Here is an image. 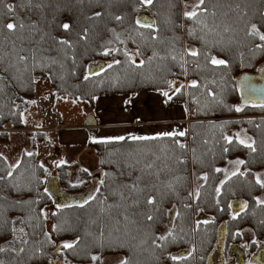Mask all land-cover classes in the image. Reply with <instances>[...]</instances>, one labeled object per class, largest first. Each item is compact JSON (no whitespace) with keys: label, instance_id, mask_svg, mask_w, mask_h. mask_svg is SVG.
<instances>
[{"label":"trees","instance_id":"trees-1","mask_svg":"<svg viewBox=\"0 0 264 264\" xmlns=\"http://www.w3.org/2000/svg\"><path fill=\"white\" fill-rule=\"evenodd\" d=\"M188 1L0 3V141L24 128L38 80L87 112L99 96L161 91L167 101L187 103L191 120L183 136L93 142L100 174L82 171L77 186L66 165L52 176L36 154H23L12 170L0 156V264H53L58 247L56 261L64 264H102L110 254L128 264H195L202 254L197 264H207L223 243L225 251L264 249V204L256 200L264 189L256 182L264 170V105L242 106L239 84L264 64V41L250 35L253 24L264 34V0H205L193 18L183 12ZM143 8L152 25L137 22ZM8 23L16 29L9 31ZM183 43L198 55L186 54ZM129 50L138 53L136 63ZM213 57L225 63L212 64ZM102 62L105 68L89 75V66ZM188 148L190 168L183 162ZM236 158L243 161L240 171L221 183L223 167ZM52 177L67 195H93L82 204L60 205L46 190ZM238 200L247 208L234 215L231 205ZM48 206L55 209L50 233L43 212ZM222 228L227 233L218 245ZM161 235L167 239H157Z\"/></svg>","mask_w":264,"mask_h":264},{"label":"crops","instance_id":"crops-1","mask_svg":"<svg viewBox=\"0 0 264 264\" xmlns=\"http://www.w3.org/2000/svg\"><path fill=\"white\" fill-rule=\"evenodd\" d=\"M48 85L42 83L40 89H37V96L30 100L26 105V111L23 113V119H29L32 129L28 128L24 119V129L31 132L42 131L38 139H45L48 135L45 131L49 130L54 133L53 139L57 148L55 157L58 165H66L69 167L70 172L75 171V161H81L83 154L88 155L94 160V153L92 152V143L118 141L120 137H161L170 136L164 135L165 133H173L179 135L180 132H187L189 119V112L187 111V103L184 104L165 100V94L161 91L155 90L154 92H144L135 94L141 101H147V104H142L136 112L138 118H133V112L128 113L123 108L126 107V101L121 105L117 99H126L129 95H112V96H99L94 99V108L90 111H85L82 116V122L76 125L66 126H47L42 123L35 124L36 122L31 119L35 118L36 113L40 110L48 108V101L50 102L51 94ZM134 96V95H131ZM52 106V105H51ZM95 116L97 122L92 127H85L84 123L88 115ZM36 120V118H35ZM184 123V124H183ZM187 124V125H186ZM171 135V136H173ZM60 145L63 147L60 148ZM72 151H68V150ZM64 151V152H62ZM81 159V160H80ZM90 172H94L95 165ZM78 170V169H77ZM82 170V169H81ZM83 171H88L85 169ZM81 172V171H80ZM72 175V172H71Z\"/></svg>","mask_w":264,"mask_h":264},{"label":"rangeland","instance_id":"rangeland-1","mask_svg":"<svg viewBox=\"0 0 264 264\" xmlns=\"http://www.w3.org/2000/svg\"><path fill=\"white\" fill-rule=\"evenodd\" d=\"M145 1V0H144ZM199 4V0H189L188 2H184L182 3V8H183V12L184 15L187 12H192L195 11V9H197V5ZM182 21H183V30L187 27V23L186 21H184L183 15H182ZM183 47H184V51H186V54L192 50H189L190 48L187 47L186 44L183 43ZM127 52V51H126ZM127 55H129V58L132 62L136 63L138 61V53L136 51H128ZM184 58H185V54H184ZM186 62V61H185ZM264 69V64L260 67V70ZM185 73V72H184ZM187 73H185L186 75ZM187 77H185L184 80H182L181 82L183 83V86L188 87L187 86ZM180 82V83H181ZM42 83H44V85H49L47 81H40L38 80L37 82V89H40ZM179 83L177 81H174L172 87H173V92H177L178 87H179ZM50 92H52V89H49ZM170 94V93H169ZM51 98H50V102L48 101V105H51L44 109V110H40L39 113H36V120L35 118H33L31 116V119H33L36 123L35 124H40L42 123L45 127L47 126H57V127H61V126H66V125H76L81 123L82 121V116L81 114H83V112H85V108L83 107L82 104H80L79 102H75L73 100H63L60 99L58 96H56L54 93L51 94ZM121 105L124 103V101H126V107L123 108L125 111H128V113H134L135 115H133V118H138V115L136 114L137 110L139 108H141L142 104H147L148 102L145 101L143 99V101H141L139 99L138 96L134 95L131 96L129 95L128 98L126 99H117ZM25 123L27 124L26 126L30 129L33 128V126L28 125L31 123V121H29V119L25 118ZM190 118L187 119V123L189 125L190 123ZM184 124V123H183ZM187 125V124H186ZM189 128V127H188ZM24 129V128H23ZM23 129L20 130H14L13 133H10V139L8 141H0V156L3 157V159H5L7 161V165L9 170H12L13 168H15V166L17 164L20 163L21 161V157L23 154L28 155L29 154H36L37 157H39L40 161H42L43 166L50 170L51 175L53 176L55 174V167H57V161H56V157L55 155L57 154V151L59 150L57 148L58 144H55V141L53 139L54 133L52 134L51 131H45V133L48 135L45 139H38V136L40 135V133L42 131L37 130V132H31L29 130L25 131ZM178 135V133H177ZM63 146L60 145V148H62ZM68 150V149H67ZM68 151H72V150H68ZM187 151L189 152L187 155L188 157H192V151L188 148ZM64 152V151H62ZM94 153V151H92ZM94 160H92L88 155L83 154V158L81 161H75L74 164L77 167V169H75V171H71L72 175L69 176V182L73 185V186H77V184H80L82 181L81 178V174L82 171L85 169H88V171L92 170L94 165H95V170L94 172H88L91 176H96L97 174L99 175L101 170H99V165H98V158L96 157V155H94ZM188 164L189 168L191 166L190 162L186 163ZM241 165L242 163H240L239 159H235V160H231L229 161V164L227 166L223 167L222 170V179H221V183H223L224 181H227L229 178L233 177L234 174H237V172L240 171L241 169ZM59 166V165H58ZM82 169V170H81ZM81 171V172H80ZM195 178V184L193 185V192L195 194V196H198V186H197V181H196V177L193 176ZM257 178H260V180L262 182H264V170L262 172L257 173ZM195 197V198H196ZM257 203L258 201H264V189L261 193V195H259L257 198ZM261 204V203H258ZM54 206H48V207H43V212H44V217H45V222H47L46 226V230L48 231V233H50L52 231V228H54V223L51 221V217L54 214L55 209L53 208ZM251 233L250 232H246V234L244 235L246 240L251 241ZM197 248L194 247L193 250H196ZM191 250V251H193ZM242 250L246 253L247 256L246 259L249 260L250 258V253H248L246 251V248L242 247ZM214 260L215 262L219 261V254L218 251L216 253H214ZM202 255V254H201ZM201 255H196L197 259H201L200 256ZM204 257V256H203ZM204 259V258H203ZM124 260V258L120 255H107L103 258V262L102 264H121V262ZM199 260H196L195 264H197V262ZM251 260V258H250ZM57 264H64L63 262H61L60 260H58ZM247 264H249V262H247Z\"/></svg>","mask_w":264,"mask_h":264},{"label":"water","instance_id":"water-1","mask_svg":"<svg viewBox=\"0 0 264 264\" xmlns=\"http://www.w3.org/2000/svg\"><path fill=\"white\" fill-rule=\"evenodd\" d=\"M146 1V0H145ZM145 17V18H144ZM148 16L146 15H139V17L137 18V22L138 23H142V25H149L146 24L144 22H148ZM105 64L102 63H98L96 65H90L89 66V75H93L96 74L100 71H102L103 68H105ZM240 84V93H241V97L243 99L242 101V106H246L248 105H264V69H259L258 73L255 75H248L246 74V76H244L243 78L240 79L239 81ZM96 118L95 116L88 115L84 126L85 127H92L96 125ZM48 187H47V192L55 199L57 200V203L60 205H64V206H71V205H75V204H82V202L87 201L89 198H91V196L93 195V190H89L86 193L79 195V196H72V195H67L66 193H64L57 180L56 177H52L48 180ZM246 205V206H245ZM247 208V203L244 201H236L234 203H232L231 205V211L232 214L237 215L238 213L244 211V209ZM226 230L225 228H222L219 232V236H218V245L220 244L221 241H223L225 239V235H226ZM234 249L236 248H231L230 252H232ZM58 251H60V247H58L56 254H58ZM264 251V250H262ZM242 255V261H240L238 264H244V260H245V255L244 253L240 250L239 251ZM56 254L53 258V264H57L56 261ZM221 254H222V250H221ZM223 254H222V259H223ZM261 254L258 253L255 257L253 256V258L250 260V262L253 263V261L255 262V259L260 258ZM207 264H210L209 262ZM220 264H223L222 262Z\"/></svg>","mask_w":264,"mask_h":264},{"label":"snow or ice","instance_id":"snow-or-ice-1","mask_svg":"<svg viewBox=\"0 0 264 264\" xmlns=\"http://www.w3.org/2000/svg\"><path fill=\"white\" fill-rule=\"evenodd\" d=\"M3 2H4V0H0V3H3ZM146 2L149 3V4H151V3H152V0H146ZM204 3H205V0H199V4L197 5V7H199L200 5H203ZM7 7H8V11H9V12L13 11V6H12V5H8ZM185 15H186L188 18H193V17H195V16L197 15V13H196L195 11H192V12H187V13H185ZM117 19H120V17H117ZM16 27H17V25L14 24V23H8V24H6V28H7L9 31H14V30L16 29ZM20 27L22 28L23 25L21 24ZM69 27H70L69 24H64V25H63V28H64L65 30H68ZM250 35H256V36L259 37V39H260L261 41H264V34H261L260 31H259V29L257 28V26L254 25V24L252 25V31H251ZM60 43H61V44H64V43H67V42H66V41H60ZM190 55H192V56H196V55H198V53H197L196 51H191V52H190ZM19 59H20L21 61H24V60H25V57H24V56H20ZM211 63H212V64H216V65H223V64L225 63V61H224V60H218V59H216L215 57H213V58L211 59ZM193 86H194V85H193ZM165 95H167V93H165ZM240 110H241L240 108H237V109H236V111H240ZM164 135H173V133H165ZM179 135L183 136L184 133H183V132H180ZM119 139H123V137H120ZM132 139H133V140H146V139H156V137H135V136H134V137H132ZM226 139H227V138H226ZM229 143H231V141H229ZM241 143H244V141H241ZM246 146L249 147V148H251L252 151H255V150H256V149L253 147L252 144H247ZM180 147L183 148V147H185V146H184L183 144H181ZM240 163H243V161H240ZM233 174L235 175V173H233ZM256 182H257L258 184H260L261 187H264V182H262V181L260 180V178H257V181H256ZM100 183L103 184L104 181H100ZM217 191H219V189H218ZM146 203L149 204V205H154V204H155V199H154L153 197H148V198L146 199ZM258 203L264 204V201H258ZM245 206H246V205H245ZM146 219L149 220V221H151V220H153V216L149 214V215H147ZM171 234H172V233L169 232V233H168V236H170ZM157 239H159V240H166V239H167V236H165V235H161V236L157 237ZM63 247H64V248H72V247H73V244H71V243H66V244L63 245ZM0 251H2V249H0ZM93 259L95 260V259H98V258H97V257H93ZM172 259H177V258H176V257H172ZM121 264H128V262H127V261H122Z\"/></svg>","mask_w":264,"mask_h":264},{"label":"flooded vegetation","instance_id":"flooded-vegetation-1","mask_svg":"<svg viewBox=\"0 0 264 264\" xmlns=\"http://www.w3.org/2000/svg\"><path fill=\"white\" fill-rule=\"evenodd\" d=\"M143 11H141V15H146V16H148L147 18H148V22H144V23H146V24H149V25H152V22H151V19H150V14L146 11V10H144V8L142 9ZM145 18V17H144ZM145 26H148V25H145ZM231 248H236V249H234L232 252H230V249ZM225 249V244L223 243L221 246H220V248H219V251H218V254H219V259L221 258V261H217V262H215V260H214V253H216V251H214V255L211 257V259H210V261L209 262H212L213 260V264H220L221 262L223 263V264H226L227 263V261H229L228 263L229 264H238L240 261H242L243 259H242V255H241V253L239 252L240 250L244 253V255L245 256H247L246 255V253L242 250V247L240 246V247H238V246H231V247H229V248H227V250L225 251L224 250ZM221 250H222V254L224 255L223 256V259H222V254H221ZM262 250H264V249H261V248H258L257 250H255V251H253V253L252 252H249L248 251V248H246V251L248 252V253H250V258L252 259L253 258V256L255 257L258 253H260L261 254V257L260 258H257V259H255V262L253 261V263L252 262H250V258H249V260L248 259H246V257H245V262H244V264H247V262H249V264H264V251H262ZM228 258H231L230 260H228ZM238 262V263H237ZM210 264H212V263H210Z\"/></svg>","mask_w":264,"mask_h":264},{"label":"built area","instance_id":"built-area-1","mask_svg":"<svg viewBox=\"0 0 264 264\" xmlns=\"http://www.w3.org/2000/svg\"><path fill=\"white\" fill-rule=\"evenodd\" d=\"M190 158H191V157H188V158L185 157V158L183 159V162H185V163L190 162ZM192 200H193V198H192ZM187 205H188V204H187ZM188 206H191V207L193 208V207H194V203L191 202V204L188 205ZM200 258L203 259V258H204L203 255H201Z\"/></svg>","mask_w":264,"mask_h":264},{"label":"bare ground","instance_id":"bare-ground-1","mask_svg":"<svg viewBox=\"0 0 264 264\" xmlns=\"http://www.w3.org/2000/svg\"><path fill=\"white\" fill-rule=\"evenodd\" d=\"M188 163V162H187Z\"/></svg>","mask_w":264,"mask_h":264}]
</instances>
